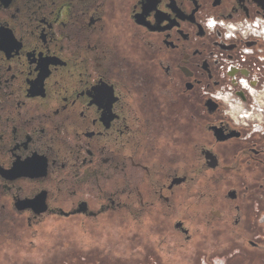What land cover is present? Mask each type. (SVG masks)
Returning <instances> with one entry per match:
<instances>
[{
    "label": "flooded vegetation",
    "instance_id": "obj_1",
    "mask_svg": "<svg viewBox=\"0 0 264 264\" xmlns=\"http://www.w3.org/2000/svg\"><path fill=\"white\" fill-rule=\"evenodd\" d=\"M263 96L264 0H0V264L264 262Z\"/></svg>",
    "mask_w": 264,
    "mask_h": 264
},
{
    "label": "built area",
    "instance_id": "obj_2",
    "mask_svg": "<svg viewBox=\"0 0 264 264\" xmlns=\"http://www.w3.org/2000/svg\"><path fill=\"white\" fill-rule=\"evenodd\" d=\"M252 31H256V29H252ZM258 107L263 109V112L256 113H245L244 114V123H258L262 124L264 122V96L258 103ZM219 261V260H218ZM217 262V261H216Z\"/></svg>",
    "mask_w": 264,
    "mask_h": 264
},
{
    "label": "rangeland",
    "instance_id": "obj_3",
    "mask_svg": "<svg viewBox=\"0 0 264 264\" xmlns=\"http://www.w3.org/2000/svg\"><path fill=\"white\" fill-rule=\"evenodd\" d=\"M246 255L249 256L248 254H246ZM261 256H262V255H259V256H257V257L260 259ZM258 262H259V264H264V262H263L262 260H259ZM38 263H39V262H38ZM44 264H54V263H47V261H46Z\"/></svg>",
    "mask_w": 264,
    "mask_h": 264
},
{
    "label": "snow or ice",
    "instance_id": "obj_4",
    "mask_svg": "<svg viewBox=\"0 0 264 264\" xmlns=\"http://www.w3.org/2000/svg\"><path fill=\"white\" fill-rule=\"evenodd\" d=\"M209 23H210V25L214 24V22H213V21H210ZM242 83H243V81H242Z\"/></svg>",
    "mask_w": 264,
    "mask_h": 264
},
{
    "label": "bare ground",
    "instance_id": "obj_5",
    "mask_svg": "<svg viewBox=\"0 0 264 264\" xmlns=\"http://www.w3.org/2000/svg\"><path fill=\"white\" fill-rule=\"evenodd\" d=\"M234 112V111H233Z\"/></svg>",
    "mask_w": 264,
    "mask_h": 264
}]
</instances>
